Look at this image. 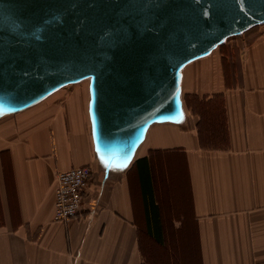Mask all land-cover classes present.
Segmentation results:
<instances>
[{
    "label": "crops",
    "instance_id": "obj_1",
    "mask_svg": "<svg viewBox=\"0 0 264 264\" xmlns=\"http://www.w3.org/2000/svg\"><path fill=\"white\" fill-rule=\"evenodd\" d=\"M259 29L237 65L218 46L182 69L184 119L152 124L125 170L95 162L88 79L0 116V264H264ZM82 165V210L57 221L56 175Z\"/></svg>",
    "mask_w": 264,
    "mask_h": 264
},
{
    "label": "water",
    "instance_id": "obj_2",
    "mask_svg": "<svg viewBox=\"0 0 264 264\" xmlns=\"http://www.w3.org/2000/svg\"><path fill=\"white\" fill-rule=\"evenodd\" d=\"M262 24L264 0H0V116L88 79L97 160L125 170L184 119L182 69Z\"/></svg>",
    "mask_w": 264,
    "mask_h": 264
},
{
    "label": "built area",
    "instance_id": "obj_3",
    "mask_svg": "<svg viewBox=\"0 0 264 264\" xmlns=\"http://www.w3.org/2000/svg\"><path fill=\"white\" fill-rule=\"evenodd\" d=\"M92 178L91 165L77 166L57 173L54 192L55 220L68 222L80 214Z\"/></svg>",
    "mask_w": 264,
    "mask_h": 264
},
{
    "label": "rangeland",
    "instance_id": "obj_4",
    "mask_svg": "<svg viewBox=\"0 0 264 264\" xmlns=\"http://www.w3.org/2000/svg\"><path fill=\"white\" fill-rule=\"evenodd\" d=\"M262 25H264V24H262ZM262 25L256 26L249 33L245 32L241 35L232 36V37L228 38L223 44L220 45L218 50L226 53L227 55L232 56L231 60H233L232 61L233 65L234 66L237 65V63H238L237 57H238L240 50L243 48L244 45H246L249 42V40L252 37L257 36L259 34V30H260L259 28ZM228 65H230V64L228 63ZM95 162H96L97 166L99 167V169H102V166L99 164L96 157H95Z\"/></svg>",
    "mask_w": 264,
    "mask_h": 264
},
{
    "label": "trees",
    "instance_id": "obj_5",
    "mask_svg": "<svg viewBox=\"0 0 264 264\" xmlns=\"http://www.w3.org/2000/svg\"><path fill=\"white\" fill-rule=\"evenodd\" d=\"M255 27L251 28L250 30L246 31V33H249L250 31H252ZM219 96H217L218 98ZM185 101H189L188 96H185ZM219 106L221 107V105L219 104ZM217 106L218 109V113H217V129L215 134H217L218 136H221L220 138H222L224 136V131H223V122H224V115L221 114V110L220 107ZM219 138V137H218ZM212 140L214 141L215 138H212ZM148 172L150 173V170H148ZM149 178H150V174H149Z\"/></svg>",
    "mask_w": 264,
    "mask_h": 264
},
{
    "label": "bare ground",
    "instance_id": "obj_6",
    "mask_svg": "<svg viewBox=\"0 0 264 264\" xmlns=\"http://www.w3.org/2000/svg\"><path fill=\"white\" fill-rule=\"evenodd\" d=\"M216 49V48H215ZM111 171H115V170H111ZM117 171H119V170H117Z\"/></svg>",
    "mask_w": 264,
    "mask_h": 264
}]
</instances>
